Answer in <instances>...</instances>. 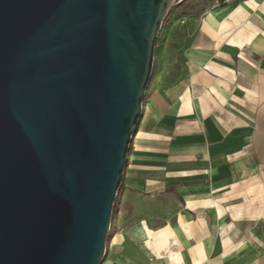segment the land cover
Wrapping results in <instances>:
<instances>
[{
	"label": "water",
	"instance_id": "1",
	"mask_svg": "<svg viewBox=\"0 0 264 264\" xmlns=\"http://www.w3.org/2000/svg\"><path fill=\"white\" fill-rule=\"evenodd\" d=\"M183 0H0V264H101L155 45Z\"/></svg>",
	"mask_w": 264,
	"mask_h": 264
},
{
	"label": "crops",
	"instance_id": "2",
	"mask_svg": "<svg viewBox=\"0 0 264 264\" xmlns=\"http://www.w3.org/2000/svg\"><path fill=\"white\" fill-rule=\"evenodd\" d=\"M182 3L101 264H264V0Z\"/></svg>",
	"mask_w": 264,
	"mask_h": 264
},
{
	"label": "rangeland",
	"instance_id": "3",
	"mask_svg": "<svg viewBox=\"0 0 264 264\" xmlns=\"http://www.w3.org/2000/svg\"><path fill=\"white\" fill-rule=\"evenodd\" d=\"M218 3L220 4V1H218ZM182 5H183V3L181 2L180 4L171 7V9L168 12V15L166 16L164 22L161 25L159 34L157 36V42H156V45H155L153 68H152V73H151V76H150V80H149L148 86H150L152 81L155 79L156 73H157V71L159 69V58H158V55L156 56V46L161 40H163L164 38H167L170 35V33L168 34V32H169V30H168L169 24L173 20L175 12ZM111 217H112V215H111ZM110 226H111V221H110Z\"/></svg>",
	"mask_w": 264,
	"mask_h": 264
}]
</instances>
